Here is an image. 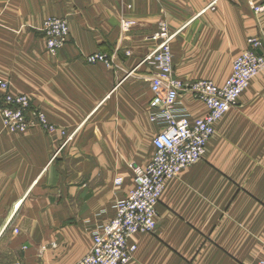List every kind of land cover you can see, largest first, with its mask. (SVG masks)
Listing matches in <instances>:
<instances>
[{"label": "crops", "instance_id": "crops-1", "mask_svg": "<svg viewBox=\"0 0 264 264\" xmlns=\"http://www.w3.org/2000/svg\"><path fill=\"white\" fill-rule=\"evenodd\" d=\"M262 2L0 0V80L54 126L11 135L0 118V263L78 264L93 229L114 219L115 202L135 186L131 166L155 154L153 72L143 62L159 45L160 22L174 34L176 75L224 86L249 39L264 37V13L252 8ZM50 17L69 25L57 54L42 33ZM97 53L112 66L85 60ZM250 84L203 159L166 182L157 228L131 239L130 264H264V70ZM182 100L205 117L201 102Z\"/></svg>", "mask_w": 264, "mask_h": 264}, {"label": "built area", "instance_id": "built-area-1", "mask_svg": "<svg viewBox=\"0 0 264 264\" xmlns=\"http://www.w3.org/2000/svg\"><path fill=\"white\" fill-rule=\"evenodd\" d=\"M256 14L264 13V0L252 6ZM133 23L123 21L120 29L129 33ZM153 36L159 45L144 60L152 68L149 103L150 121L158 127L153 139L155 154L146 167L131 166L135 186L126 198L115 202L116 214L106 225L92 231V249L78 264H130L138 247L131 243L137 234H151L158 225V205L166 182L180 172L201 161L208 141L216 134V124L239 102V97L251 81L264 70V37L249 39L248 49L232 64V75L224 86L204 79L186 81L174 71V57L166 22L158 24ZM48 52L57 54L69 42L70 32L65 18L50 17L42 30ZM259 52L261 54H259ZM89 64L112 66L104 53L85 59ZM191 96L207 108L205 117H193L182 100ZM0 115L5 130L11 135L24 134L32 128L45 132L54 130L45 112L33 106L32 99L13 93L7 81L0 80ZM123 179H117L120 186ZM2 264V263H0ZM7 264H23L14 261Z\"/></svg>", "mask_w": 264, "mask_h": 264}, {"label": "rangeland", "instance_id": "rangeland-1", "mask_svg": "<svg viewBox=\"0 0 264 264\" xmlns=\"http://www.w3.org/2000/svg\"><path fill=\"white\" fill-rule=\"evenodd\" d=\"M257 77V76H256ZM255 77V78H256ZM204 78H206V77H204ZM204 78H190V79H204ZM184 80H186V81H188L189 79H184ZM12 92V91H11ZM14 93V92H13ZM16 94V93H15ZM28 96V95H27ZM32 102H33V100H32ZM33 106H35V107H37V108H39L38 106H36V105H34V103H33ZM39 109H41V108H39ZM0 118H1V115H0ZM1 121H2V119H1ZM2 129L5 131V132H7L6 130H5V128H4V124H3V121H2ZM8 133V132H7Z\"/></svg>", "mask_w": 264, "mask_h": 264}, {"label": "water", "instance_id": "water-1", "mask_svg": "<svg viewBox=\"0 0 264 264\" xmlns=\"http://www.w3.org/2000/svg\"><path fill=\"white\" fill-rule=\"evenodd\" d=\"M259 54H261V53L259 52Z\"/></svg>", "mask_w": 264, "mask_h": 264}]
</instances>
